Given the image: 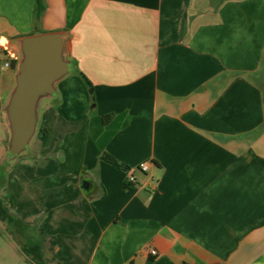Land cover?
I'll return each mask as SVG.
<instances>
[{"label": "crops", "instance_id": "1", "mask_svg": "<svg viewBox=\"0 0 264 264\" xmlns=\"http://www.w3.org/2000/svg\"><path fill=\"white\" fill-rule=\"evenodd\" d=\"M53 31L71 71L12 161L0 109V264H34L24 237L44 264H264V0H0V108Z\"/></svg>", "mask_w": 264, "mask_h": 264}, {"label": "water", "instance_id": "2", "mask_svg": "<svg viewBox=\"0 0 264 264\" xmlns=\"http://www.w3.org/2000/svg\"><path fill=\"white\" fill-rule=\"evenodd\" d=\"M67 36L66 32L53 31L17 41L14 87L0 108L9 130V161L27 151L37 131L40 103L56 95V84L71 71ZM80 187L87 193L90 183L83 179Z\"/></svg>", "mask_w": 264, "mask_h": 264}, {"label": "trees", "instance_id": "3", "mask_svg": "<svg viewBox=\"0 0 264 264\" xmlns=\"http://www.w3.org/2000/svg\"><path fill=\"white\" fill-rule=\"evenodd\" d=\"M85 82L88 87H91L90 83L87 80H85ZM111 119H112V115H106L102 118V121L104 124H107ZM100 159L108 163L115 170H121V169L125 171L129 170V168L122 167L117 160H115L112 156L108 154H102L100 156ZM6 220H7V224L13 228V232H12L13 234H14V226L20 227L22 225L20 222L14 219V217L9 215H6ZM19 244L21 251L25 255L29 256L34 264H44L42 259L40 243L28 240L26 237H24L23 240H20Z\"/></svg>", "mask_w": 264, "mask_h": 264}, {"label": "built area", "instance_id": "4", "mask_svg": "<svg viewBox=\"0 0 264 264\" xmlns=\"http://www.w3.org/2000/svg\"><path fill=\"white\" fill-rule=\"evenodd\" d=\"M7 55H8V60L4 63V65H3L4 68H8L10 66V61L16 60V57L14 56L13 53H8ZM136 169L139 170L140 172H143V173L147 172L148 169H149V162H142V163H140L137 166ZM127 172H128V178H127L128 182L135 183L136 180H135L134 176L132 175L131 170H128ZM147 253L152 258H155L158 255L157 252H156V250H154L152 248H148L147 249Z\"/></svg>", "mask_w": 264, "mask_h": 264}, {"label": "rangeland", "instance_id": "5", "mask_svg": "<svg viewBox=\"0 0 264 264\" xmlns=\"http://www.w3.org/2000/svg\"><path fill=\"white\" fill-rule=\"evenodd\" d=\"M262 74V75H261ZM260 75H261V78H262V76H263V79H264V59H263V63H262V68H261V73H260ZM260 79V78H259ZM264 85V84H263ZM27 152V151H26ZM19 163L21 162V161H18ZM18 163V164H19ZM5 176V175H3V173H1V171H0V176ZM12 178H13V180H14V169L12 170ZM0 182H3V179H0ZM14 183V182H13ZM11 193H12V195H13V204H12V206L10 207V206H8V208H6V210H8V211H10L11 212V214H13L14 215V184H13V188H12V190L10 191ZM4 195V194H3ZM6 196V195H5ZM2 200V199H1ZM3 201V200H2ZM2 201H0V206H1V208H3L2 207V205H3V203H4V201L2 202ZM14 236V235H13Z\"/></svg>", "mask_w": 264, "mask_h": 264}]
</instances>
